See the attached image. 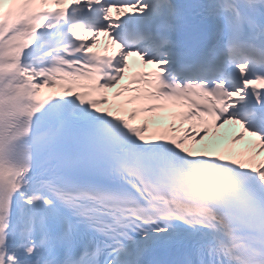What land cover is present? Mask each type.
Here are the masks:
<instances>
[{"label":"snow or ice","instance_id":"snow-or-ice-1","mask_svg":"<svg viewBox=\"0 0 264 264\" xmlns=\"http://www.w3.org/2000/svg\"><path fill=\"white\" fill-rule=\"evenodd\" d=\"M0 264H264V0H0Z\"/></svg>","mask_w":264,"mask_h":264},{"label":"bare ground","instance_id":"bare-ground-1","mask_svg":"<svg viewBox=\"0 0 264 264\" xmlns=\"http://www.w3.org/2000/svg\"><path fill=\"white\" fill-rule=\"evenodd\" d=\"M104 39H105L104 37H103V39H101V41H102L101 47H103ZM238 128H239V126H227L224 130H222V134H224V133L230 134V130L235 131V130H238ZM222 143H226V141H223Z\"/></svg>","mask_w":264,"mask_h":264}]
</instances>
